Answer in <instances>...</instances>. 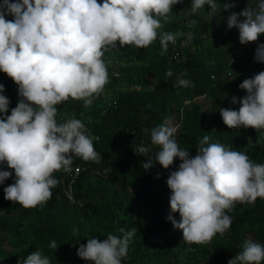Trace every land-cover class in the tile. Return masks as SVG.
I'll list each match as a JSON object with an SVG mask.
<instances>
[{
  "label": "clouds",
  "instance_id": "1",
  "mask_svg": "<svg viewBox=\"0 0 264 264\" xmlns=\"http://www.w3.org/2000/svg\"><path fill=\"white\" fill-rule=\"evenodd\" d=\"M183 0H0V72L18 85L21 97L11 109L10 100L0 83V169L14 170L15 182L3 189L4 199L24 208L42 206L51 199L59 181L54 173L72 172L74 157L85 162L100 163L103 159L93 141L99 137L89 133L85 124L75 118L58 123L57 105L69 99L92 105L109 83L105 53L120 47L147 48L159 38L161 55L175 44L182 32H162L163 24L173 19V6ZM207 20L221 10L230 11L235 0H192L190 14L196 16L205 8ZM11 15L13 19H6ZM243 17V19H241ZM190 20L189 25L195 24ZM239 30V42H258L264 34V0H256L239 13L227 17V28ZM188 33L185 44L191 43ZM255 60L264 63V43H258ZM166 77L173 75L169 68ZM181 73L174 86L192 87V81ZM247 95L232 97L241 104L239 110L220 109L229 128L264 129V71L247 78L239 85ZM206 99V98H205ZM203 99V100H205ZM190 104V103H189ZM183 110H181L182 114ZM177 128L165 122L151 129V144L159 146L152 153L137 144L134 153L147 157L143 168L149 170L158 161L164 169L182 163L171 171L167 186L171 190L167 220L181 229L187 244L206 245L217 234L223 236L232 225L226 214L237 204H255L264 199V164L252 162L242 152L220 143H209L205 135L198 143L197 154L190 156L173 139ZM264 142V134L257 138ZM207 145V146H205ZM79 169H77V172ZM105 172L110 169H104ZM157 173L156 178H159ZM12 176L0 170V184ZM179 213L176 221L172 213ZM121 236L109 233L102 242L90 238L80 244L77 255L93 264H122L136 229H119ZM49 247L57 249L55 240ZM243 250L228 264H261L264 245L245 240ZM17 264H51L39 250L31 252Z\"/></svg>",
  "mask_w": 264,
  "mask_h": 264
},
{
  "label": "trees",
  "instance_id": "2",
  "mask_svg": "<svg viewBox=\"0 0 264 264\" xmlns=\"http://www.w3.org/2000/svg\"><path fill=\"white\" fill-rule=\"evenodd\" d=\"M191 2L183 0L174 5L173 19L158 30L184 34L177 38L178 44L169 43L167 53L161 55L159 38L147 48L120 47L117 43L118 49L104 56L106 62L111 61L109 83L92 105L86 108L83 101L69 99L56 106L58 123L79 119L91 135L99 137L93 143L103 157L100 163L74 157L72 172H55L59 184L51 189V199L36 208L4 199L3 189L15 182V173L6 165L0 169L12 172L0 184V264H17L35 250L47 256L51 264H93L77 255L80 244L90 238L102 242L109 233L121 236V228L136 229L122 264H228L243 250L245 240L264 245L261 198L255 204H237L232 211L226 210L232 225L223 236L217 234L206 245L185 243L182 230L167 220L171 190L166 181L182 161L175 158L169 169L156 161L154 167L145 170L142 165L147 157L134 153L137 144L157 152L159 146L151 144V129L167 122L178 126L173 139L192 157L197 154L199 140L208 135L209 143L218 142L245 153L254 163L264 164V142H256L264 129L229 128L220 114L221 108L239 110L241 104L233 103L232 97L239 100L247 95L239 85L250 75L246 65L232 63L231 49L239 34L236 27L227 28V17L249 3L255 6L256 0H235L234 8L221 10L212 20L206 18L207 5L192 16ZM219 2L222 7L227 0ZM190 20L195 24L189 25ZM188 33L193 34V40L180 46ZM258 43H264V34L248 49L247 57L254 60L256 73L264 70V63L255 60ZM176 52L177 58L173 57ZM169 68L173 72L170 78L165 75ZM181 73H186L183 78L192 81V87L174 86ZM0 83L10 100V115L21 99L18 85L3 72ZM205 94V100L193 101ZM77 167L83 169L71 182ZM172 215L177 222L181 220L178 212ZM53 240L57 249L49 247Z\"/></svg>",
  "mask_w": 264,
  "mask_h": 264
},
{
  "label": "built area",
  "instance_id": "3",
  "mask_svg": "<svg viewBox=\"0 0 264 264\" xmlns=\"http://www.w3.org/2000/svg\"><path fill=\"white\" fill-rule=\"evenodd\" d=\"M238 29V28H237ZM239 34V30L237 32ZM178 40H176V43L175 44H178ZM180 45V44H179ZM180 46H185V43L184 41L181 43ZM252 47V42L246 44V45H242L239 40L233 45L232 47V54L234 55V58L232 60V63H242L244 65H246L247 67V71L250 70V75L248 78H252L255 74L261 72V71H264L263 69H260L257 73L255 72L254 70V60L253 59H248V49ZM178 53L176 52L174 54L173 57L177 58L178 57ZM206 98V94L205 95H202V96H199V97H195L193 101H197V100H203ZM190 101H186L187 104H189ZM176 128L178 126H175ZM77 169H79V171L77 172ZM83 169V167H77L75 168V171L74 173L72 174V181L71 182H74L76 177L79 175L80 171ZM71 199H73V196H70Z\"/></svg>",
  "mask_w": 264,
  "mask_h": 264
},
{
  "label": "rangeland",
  "instance_id": "4",
  "mask_svg": "<svg viewBox=\"0 0 264 264\" xmlns=\"http://www.w3.org/2000/svg\"><path fill=\"white\" fill-rule=\"evenodd\" d=\"M202 100V99H201Z\"/></svg>",
  "mask_w": 264,
  "mask_h": 264
}]
</instances>
